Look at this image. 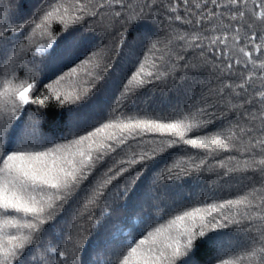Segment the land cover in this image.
I'll return each instance as SVG.
<instances>
[{
    "label": "snow or ice",
    "instance_id": "6c2138e0",
    "mask_svg": "<svg viewBox=\"0 0 264 264\" xmlns=\"http://www.w3.org/2000/svg\"><path fill=\"white\" fill-rule=\"evenodd\" d=\"M0 264H264V0H0Z\"/></svg>",
    "mask_w": 264,
    "mask_h": 264
},
{
    "label": "trees",
    "instance_id": "16d2710c",
    "mask_svg": "<svg viewBox=\"0 0 264 264\" xmlns=\"http://www.w3.org/2000/svg\"><path fill=\"white\" fill-rule=\"evenodd\" d=\"M53 111H56V110H53Z\"/></svg>",
    "mask_w": 264,
    "mask_h": 264
}]
</instances>
